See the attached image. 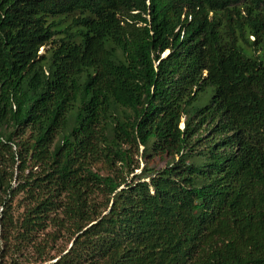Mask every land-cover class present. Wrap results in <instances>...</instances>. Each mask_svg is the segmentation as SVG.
<instances>
[{
    "label": "trees",
    "instance_id": "1",
    "mask_svg": "<svg viewBox=\"0 0 264 264\" xmlns=\"http://www.w3.org/2000/svg\"><path fill=\"white\" fill-rule=\"evenodd\" d=\"M0 264H264V0H0Z\"/></svg>",
    "mask_w": 264,
    "mask_h": 264
},
{
    "label": "rangeland",
    "instance_id": "2",
    "mask_svg": "<svg viewBox=\"0 0 264 264\" xmlns=\"http://www.w3.org/2000/svg\"><path fill=\"white\" fill-rule=\"evenodd\" d=\"M44 50H45V49H40V52L43 53ZM162 55H164V54H162ZM180 126H181V125H180ZM134 159H135V160L138 159V162H139V169L134 170V173L137 174V173H139V171H140L141 167L144 165V163H143V162L140 160V158L137 157V156H135ZM94 168H95V170H96L98 173H100V174L107 175V173H108V170H107L106 168L102 167V165H100V164L97 165V166L94 167ZM130 177H131V175H130ZM67 242H68V240H66V238H63L62 240H59L58 243H57V246H56L57 249L60 248V247H64V245H65ZM69 245H70V244L66 245V246H67L66 249H68Z\"/></svg>",
    "mask_w": 264,
    "mask_h": 264
},
{
    "label": "clouds",
    "instance_id": "3",
    "mask_svg": "<svg viewBox=\"0 0 264 264\" xmlns=\"http://www.w3.org/2000/svg\"><path fill=\"white\" fill-rule=\"evenodd\" d=\"M166 54H167V52L166 53L164 52V55L163 56H166ZM180 125H181L180 127L182 128L183 125L182 124H180Z\"/></svg>",
    "mask_w": 264,
    "mask_h": 264
},
{
    "label": "water",
    "instance_id": "4",
    "mask_svg": "<svg viewBox=\"0 0 264 264\" xmlns=\"http://www.w3.org/2000/svg\"><path fill=\"white\" fill-rule=\"evenodd\" d=\"M71 244H72V242L70 243V245H69V247H68V248H70Z\"/></svg>",
    "mask_w": 264,
    "mask_h": 264
}]
</instances>
